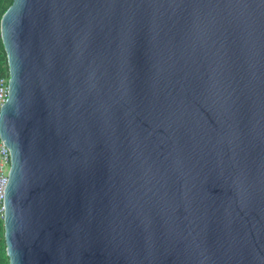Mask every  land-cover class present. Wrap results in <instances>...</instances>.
Here are the masks:
<instances>
[{"label":"water","instance_id":"water-1","mask_svg":"<svg viewBox=\"0 0 264 264\" xmlns=\"http://www.w3.org/2000/svg\"><path fill=\"white\" fill-rule=\"evenodd\" d=\"M0 38L10 264H264V0H14Z\"/></svg>","mask_w":264,"mask_h":264},{"label":"built area","instance_id":"built-area-1","mask_svg":"<svg viewBox=\"0 0 264 264\" xmlns=\"http://www.w3.org/2000/svg\"><path fill=\"white\" fill-rule=\"evenodd\" d=\"M10 76L8 73L0 79V110L6 103L9 94ZM12 167V157L10 149L0 138V218H5V191L8 184Z\"/></svg>","mask_w":264,"mask_h":264},{"label":"trees","instance_id":"trees-1","mask_svg":"<svg viewBox=\"0 0 264 264\" xmlns=\"http://www.w3.org/2000/svg\"><path fill=\"white\" fill-rule=\"evenodd\" d=\"M14 0H0V35L1 21L4 14L12 6ZM9 71L7 54L2 39L0 38V79ZM0 264H10L7 256V246L5 241L4 221L0 218Z\"/></svg>","mask_w":264,"mask_h":264}]
</instances>
